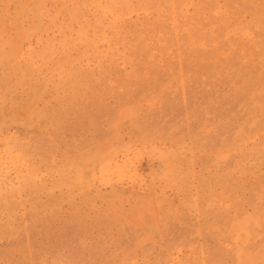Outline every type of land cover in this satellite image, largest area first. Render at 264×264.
Segmentation results:
<instances>
[{"label": "rangeland", "instance_id": "374dc122", "mask_svg": "<svg viewBox=\"0 0 264 264\" xmlns=\"http://www.w3.org/2000/svg\"><path fill=\"white\" fill-rule=\"evenodd\" d=\"M0 264H264V0H0Z\"/></svg>", "mask_w": 264, "mask_h": 264}, {"label": "bare ground", "instance_id": "6f19581e", "mask_svg": "<svg viewBox=\"0 0 264 264\" xmlns=\"http://www.w3.org/2000/svg\"><path fill=\"white\" fill-rule=\"evenodd\" d=\"M127 4V3H126ZM90 17V16H89ZM91 21V20H90ZM165 42V41H164ZM145 44V43H144ZM102 46V45H101ZM190 47V46H189ZM56 48V47H55ZM154 59V58H153Z\"/></svg>", "mask_w": 264, "mask_h": 264}]
</instances>
